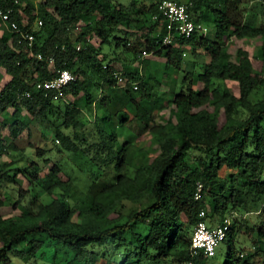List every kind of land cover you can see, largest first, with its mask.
<instances>
[{"label": "trees", "instance_id": "obj_1", "mask_svg": "<svg viewBox=\"0 0 264 264\" xmlns=\"http://www.w3.org/2000/svg\"><path fill=\"white\" fill-rule=\"evenodd\" d=\"M127 1L0 0L2 9H12L20 30L34 35L29 47L0 22V74L8 77L0 82V149L10 148L23 162L0 170V187L12 185L13 208L22 209L16 217L0 214V264L36 258L48 243L67 248L65 262L52 257L54 264H94L91 248L108 241L123 246L121 264H206L209 257L190 250L201 210L215 222L234 211L261 215L264 226V70L256 71L246 50L233 54L224 46L233 36L264 40V0L250 10L257 0H178L190 4L194 21L216 28L213 37L175 35L170 43L164 42L168 31L160 0ZM37 18L41 26L35 25ZM188 46L193 54L203 48L209 61L196 75L184 73L168 100V117L156 122L148 103L157 98L159 82L148 73L151 61L142 51L179 71L181 49ZM137 60L145 73L128 68ZM58 69L76 77L62 95L37 88ZM216 81H235L239 95ZM75 99L96 106V113L89 109L95 142L80 133L86 121ZM124 128L148 135L151 149L130 139L120 143ZM38 133L44 146L34 141ZM56 139L54 154L75 158L91 180L89 189L64 179L61 162L47 156ZM223 168L229 171L225 175L219 173ZM198 182L202 198L195 200ZM241 227L231 221L224 264H264V229H244L262 239L239 256L234 238Z\"/></svg>", "mask_w": 264, "mask_h": 264}, {"label": "rangeland", "instance_id": "obj_2", "mask_svg": "<svg viewBox=\"0 0 264 264\" xmlns=\"http://www.w3.org/2000/svg\"><path fill=\"white\" fill-rule=\"evenodd\" d=\"M122 2L128 3L126 0H120ZM258 2H252L250 3L249 10L253 9L254 5ZM256 9V7H255ZM258 9L260 7L258 6ZM263 10V9H262ZM258 23V22H257ZM256 23V24H257ZM134 25V24H133ZM215 24L213 22H206V31L205 35L209 37H213V32L215 31ZM134 29V28H133ZM94 42V41H93ZM264 40L260 37H242L238 38L236 36L230 37L225 40V47L229 49L231 53H235L237 48H242L246 50L249 54V57L252 60V63L254 65V68L256 71L261 72L264 70V47H263ZM93 44H96L95 42ZM178 49V47H177ZM184 53L182 56V68L178 71L175 68L171 67L166 69L165 64L157 59L156 57H153L151 54H148L147 56L143 57L144 59H149L151 62L149 64V72L151 76L155 79V81L159 82V90L156 94V97L152 103H148V108L151 109L152 115L154 117V120L156 122L164 121L168 115H169V107H168V100L172 96V93L174 90L179 89L180 87V81L182 76L187 71H194L195 75L203 70V63L209 61V57L206 55L203 48L198 49L195 54L192 52L191 47H185L184 49H181ZM121 56L125 57L126 53H121ZM140 64V65H139ZM142 62L135 61L134 63H131L128 65V68H138L141 69L142 72H146L147 69L142 66ZM7 76H2L0 74V82L3 79H7ZM215 84L219 86L221 89H227L231 93L235 94L236 96L239 95V88L238 84L235 81H224L219 82L216 81ZM73 99V98H72ZM74 103H77L79 107L82 108V118L86 121L85 126L80 129V133L83 134L84 139H87L89 142H95L97 141L95 134L92 131L93 128V113H96V106L93 105L91 108L88 107V105L84 102V100L81 99H75ZM90 110H92V114L90 113ZM211 109V107L209 108ZM11 115V110L8 111L5 114V118L8 119ZM130 117H133V114L130 113ZM223 119V117H222ZM124 128V132H119L120 140L119 142H123L126 139L132 140L133 144L138 147H143L146 149H151L152 142L149 139L148 135H141V136H134L130 134L128 130ZM40 133V132H39ZM35 134V142L39 146H44V139H42L40 134ZM3 135H8V129H5L3 131ZM132 135V136H131ZM22 137H26V132L22 134ZM82 137V136H81ZM50 146L54 147V150L47 154V156H53L54 160H59L61 164L63 165V170L66 174H63L62 177L64 179L69 178L72 182H75L78 187H80L83 190L89 189L91 185V180L88 178L87 175H85L82 172V169L77 163V160L73 158L68 152H64L63 154H54L56 153L55 149L57 146L60 145L59 140H55L54 143L50 140ZM33 149L28 148L27 153L31 156H33ZM14 155H16L15 152H13L10 148H6V150L0 149V170L4 167L5 169H13L18 165H21L23 162L21 159L17 161V158H13ZM153 155V152L151 151L149 153V156ZM12 158L14 159V162H12ZM41 161V160H39ZM48 168V167H47ZM46 168V169H47ZM229 171L226 168H223L220 170L221 175H225ZM20 177H22L19 174ZM24 187L28 186V182L26 179L22 178ZM16 191L13 188L12 185H9L5 188L0 187V199L4 198L3 204L0 205V214L3 217H16L19 215V213L22 211V209L13 208V197L15 195ZM41 196L43 199H45V195L42 193ZM229 214V213H228ZM261 215L257 214H242L239 211H234V213H231L228 215L229 219L233 221L234 219H237L239 222L242 223V227L240 231L236 230L235 238H234V247L236 250V253H238L239 256L241 254H246L248 251V248L252 245L253 240H261L259 234L257 231L253 233L244 232L245 228H253L256 225H259L262 229H264V226L260 224L261 221ZM206 222L210 227H214L221 222H215L214 219L206 218ZM211 223V224H210ZM264 231V230H263ZM264 243V239H262ZM26 243H23L19 246V249H22L25 246ZM229 239L220 242V244L216 248V254L215 256L209 257L206 264H224L229 248ZM92 251L96 255L94 264H121L122 257L120 256V253L123 251V246H117L116 244H113L111 241H108L104 243L103 245L99 246H93ZM43 251L41 255L37 256L36 258L27 260V257H21V258H15L13 260L12 264H54L52 262V257L55 259L56 262H65L67 259V248L62 246L61 244H53L48 243L44 246ZM135 260H131L128 264H135ZM147 261V260H145Z\"/></svg>", "mask_w": 264, "mask_h": 264}, {"label": "built area", "instance_id": "obj_3", "mask_svg": "<svg viewBox=\"0 0 264 264\" xmlns=\"http://www.w3.org/2000/svg\"><path fill=\"white\" fill-rule=\"evenodd\" d=\"M158 10L162 14L166 21V30L168 34L164 38V42H171L172 36L180 35L185 38H190L194 33L203 31L205 28L201 23H196L190 14L189 6L185 2L177 0H160L158 2ZM12 9L4 10L0 7V22L4 24L10 31L17 32L19 34V42L21 39L27 41L28 46L31 47L34 41V35L30 31H21L17 22L11 20ZM35 25H42V20L36 19ZM80 49V46H77ZM146 55V52H143ZM39 59H42L41 55H37ZM52 62V59H50ZM118 81L125 83L124 78L118 73ZM76 80L75 75L71 70L61 69L57 70L56 76L53 79L45 80L37 83V88L43 90H54L57 96L62 95V90L66 86L70 85ZM136 89L137 86L134 85ZM26 96H30V93H26ZM203 184L198 182L196 185L195 200L202 198ZM200 220L194 227L193 236L191 241L190 250L193 255H196L199 251L207 257L215 256L216 248L220 242L224 241L227 237L230 229L231 220L227 216L220 224L210 227L206 222V213L204 210L200 212Z\"/></svg>", "mask_w": 264, "mask_h": 264}, {"label": "clouds", "instance_id": "obj_4", "mask_svg": "<svg viewBox=\"0 0 264 264\" xmlns=\"http://www.w3.org/2000/svg\"><path fill=\"white\" fill-rule=\"evenodd\" d=\"M178 1V0H177ZM180 2H182V1H180ZM193 19V18H192ZM196 22V21H195ZM197 23V22H196ZM203 26H204V30L203 31H200V32H196V33H194V34H203V35H205V31H206V24H204V23H202V22H200ZM168 34V33H167ZM175 36V35H174ZM172 38H173V36H172ZM171 41H172V39H171ZM168 43H170V42H168ZM77 46H80V49L82 48V46H81V44H77L76 45V49H77ZM80 49H77V50H80ZM143 52L144 51H142V57H145V56H147L148 55V53L146 52V55H143ZM58 70H61V69H58ZM69 70V69H68ZM74 74V73H73ZM119 74L121 75V72H119ZM76 78V77H75ZM124 78V77H123ZM124 81H125V83H126V79L124 78ZM124 83V84H125ZM123 83H122V85H124ZM134 85H136L137 86V83H133V89H135L134 88ZM67 87V86H66ZM64 89V88H63ZM137 89V88H136Z\"/></svg>", "mask_w": 264, "mask_h": 264}, {"label": "crops", "instance_id": "obj_5", "mask_svg": "<svg viewBox=\"0 0 264 264\" xmlns=\"http://www.w3.org/2000/svg\"><path fill=\"white\" fill-rule=\"evenodd\" d=\"M217 223V222H216Z\"/></svg>", "mask_w": 264, "mask_h": 264}]
</instances>
